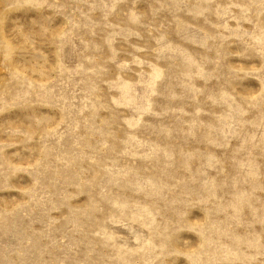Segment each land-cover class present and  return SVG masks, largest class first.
Here are the masks:
<instances>
[{"label":"rangeland","instance_id":"374dc122","mask_svg":"<svg viewBox=\"0 0 264 264\" xmlns=\"http://www.w3.org/2000/svg\"><path fill=\"white\" fill-rule=\"evenodd\" d=\"M0 264H264V0H0Z\"/></svg>","mask_w":264,"mask_h":264}]
</instances>
